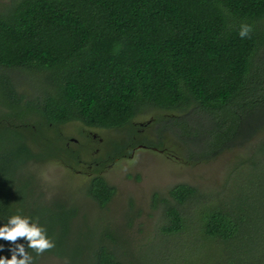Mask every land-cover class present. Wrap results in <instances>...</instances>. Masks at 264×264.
<instances>
[{
  "label": "trees",
  "instance_id": "obj_1",
  "mask_svg": "<svg viewBox=\"0 0 264 264\" xmlns=\"http://www.w3.org/2000/svg\"><path fill=\"white\" fill-rule=\"evenodd\" d=\"M242 23L251 25L244 38ZM148 108L179 112L160 122L199 148L193 157L259 138L244 184L218 200L190 183L170 188L161 228L187 253L173 261L264 264V0L0 4V224L19 211L44 226L55 246L39 255L17 237L33 264L49 254L133 264L115 230H82L75 204L45 201L30 168L56 158L59 136L48 132L58 126L121 129ZM115 194L103 174L92 175L87 195L100 207ZM13 243L0 239V254L10 256Z\"/></svg>",
  "mask_w": 264,
  "mask_h": 264
},
{
  "label": "rangeland",
  "instance_id": "obj_2",
  "mask_svg": "<svg viewBox=\"0 0 264 264\" xmlns=\"http://www.w3.org/2000/svg\"><path fill=\"white\" fill-rule=\"evenodd\" d=\"M7 1L0 0V4ZM177 113L148 108L135 117L132 126L121 129L95 128L73 121L49 131L52 138L59 136L53 140L56 158L31 163L30 168L44 200L75 204L79 209L76 224L82 230H93L94 234L115 230L133 264H177L173 260L178 253H182L181 258L187 253L179 252L175 245L178 238L166 235L161 228L163 199L171 198L170 188L186 182L210 195L208 199L218 200L219 194L225 196L244 184L248 170L253 169L255 144L259 142L256 137L215 157H193L199 148L184 143L173 128L160 122ZM116 145L121 146L118 152L114 151ZM95 173L103 174L116 187L115 196L105 208L87 195ZM38 264L73 262L49 254Z\"/></svg>",
  "mask_w": 264,
  "mask_h": 264
},
{
  "label": "clouds",
  "instance_id": "obj_3",
  "mask_svg": "<svg viewBox=\"0 0 264 264\" xmlns=\"http://www.w3.org/2000/svg\"><path fill=\"white\" fill-rule=\"evenodd\" d=\"M250 31L251 25L242 23L238 29V35L244 38L249 36ZM17 237H25L27 249H32L37 255L55 246V242L38 219L22 215L17 211L9 215L5 223L0 224V239L14 242L9 246L10 256L0 254V264H33L34 256L26 250L24 243L17 241ZM3 246L0 244V248Z\"/></svg>",
  "mask_w": 264,
  "mask_h": 264
}]
</instances>
